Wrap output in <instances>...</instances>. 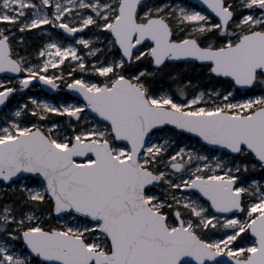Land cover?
Returning a JSON list of instances; mask_svg holds the SVG:
<instances>
[{"label":"snow or ice","instance_id":"1","mask_svg":"<svg viewBox=\"0 0 264 264\" xmlns=\"http://www.w3.org/2000/svg\"><path fill=\"white\" fill-rule=\"evenodd\" d=\"M0 264H264V0H0Z\"/></svg>","mask_w":264,"mask_h":264},{"label":"rangeland","instance_id":"2","mask_svg":"<svg viewBox=\"0 0 264 264\" xmlns=\"http://www.w3.org/2000/svg\"><path fill=\"white\" fill-rule=\"evenodd\" d=\"M11 78V77H9ZM32 91L34 93H39L41 96H47L48 98H53V94H49L47 93L44 89H40V88H34L32 89ZM55 99H64V97L62 96H57V97H54Z\"/></svg>","mask_w":264,"mask_h":264},{"label":"water","instance_id":"3","mask_svg":"<svg viewBox=\"0 0 264 264\" xmlns=\"http://www.w3.org/2000/svg\"><path fill=\"white\" fill-rule=\"evenodd\" d=\"M47 93L52 94L51 90L44 89Z\"/></svg>","mask_w":264,"mask_h":264}]
</instances>
